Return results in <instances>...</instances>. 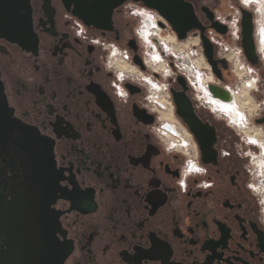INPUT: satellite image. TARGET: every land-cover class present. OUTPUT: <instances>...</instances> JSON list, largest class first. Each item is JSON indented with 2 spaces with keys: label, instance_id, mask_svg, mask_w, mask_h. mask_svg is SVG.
<instances>
[{
  "label": "flooded vegetation",
  "instance_id": "1",
  "mask_svg": "<svg viewBox=\"0 0 264 264\" xmlns=\"http://www.w3.org/2000/svg\"><path fill=\"white\" fill-rule=\"evenodd\" d=\"M161 1L162 8L194 18L216 60H224L218 44L231 40L233 30L242 44L243 11L255 2ZM93 8L92 0H0V84L12 113L10 123L0 122V264H264V225L247 188L246 163L220 156L232 143L231 132L221 135L225 123L197 102L183 76L170 78V94L182 91V77L197 117L214 127L217 163L203 160L175 110L194 150L174 151L146 107L145 88L117 84L105 64L116 46L150 73L138 35L140 11L157 15L178 43L194 40L205 57L201 32L179 40L169 22L140 1L112 8L108 19L103 12L95 17ZM235 8L240 15L232 22ZM225 63L218 64L222 80L208 65L222 87L228 86ZM244 84L236 94L226 90L232 109L207 102L236 114L247 95L254 113L256 86Z\"/></svg>",
  "mask_w": 264,
  "mask_h": 264
},
{
  "label": "built area",
  "instance_id": "2",
  "mask_svg": "<svg viewBox=\"0 0 264 264\" xmlns=\"http://www.w3.org/2000/svg\"><path fill=\"white\" fill-rule=\"evenodd\" d=\"M140 12L142 21L138 35L143 45L144 65L150 69V73L144 74L139 67L133 64L131 54L116 46H111L108 49L105 60L107 68L114 74L117 84L130 83L145 88L146 107L150 113L158 117L160 137L166 139L172 149L178 152H190L194 150V144L191 145L185 130L176 121V123L173 121L176 118L169 80L181 75L188 84H191L193 77L198 78L197 86L194 84L192 87L190 86L192 94L201 106L207 108L218 120L223 121L231 132L232 143L221 149L220 156L228 159L234 155L246 161V170L249 175L247 188L257 200L260 220L264 225V123L261 125L256 123V120L264 115V101L260 103L263 105L260 106L262 115L260 117L255 112L250 113L249 109L242 108H236V114L217 111L212 107V103L207 102L206 98H212L227 106L229 103L215 97L210 92V86L219 88L222 86L212 74L198 44L190 38L183 43H178L174 37L165 34V31L159 26L157 15L148 11ZM254 37L257 47L256 32ZM230 42L218 44L220 57L232 66L231 71L242 87L243 77L240 76V72H244L241 71L244 65H241V62L245 57L238 30H233ZM156 57L160 59L159 63L152 61ZM162 66H165L166 69L163 70ZM238 88L234 87L232 90L229 85L222 87L223 90H228L231 94H236ZM119 90H121L120 87ZM194 164V160L190 162L189 171L190 169L194 170ZM195 169L199 170L198 167Z\"/></svg>",
  "mask_w": 264,
  "mask_h": 264
},
{
  "label": "water",
  "instance_id": "3",
  "mask_svg": "<svg viewBox=\"0 0 264 264\" xmlns=\"http://www.w3.org/2000/svg\"><path fill=\"white\" fill-rule=\"evenodd\" d=\"M127 0H92V6L94 7L95 17H99V12L104 13V18H109V13L112 8L122 4ZM142 2L146 7L156 10L162 17H164L171 25L173 31L177 34L179 40H185L187 33L193 30H199L201 32V42L204 50L205 59L208 65L211 67L213 74L218 80H222L220 70L218 69V64H222L226 67L224 60H216L214 58L213 46L208 41V39L203 34V28L195 23H191L194 19L191 15L187 13H182L179 11L166 10L161 7L162 1L158 0V5H151L147 3L146 0H134ZM193 22V20H192ZM88 26H93L99 30H108V26L100 25L96 22L87 23ZM214 27L218 33L224 34L223 30H220L217 26ZM242 27V49L245 59L250 64H256L258 61L256 44L253 39V27L251 23V16L248 12L243 11V19L241 21ZM131 48V47H129ZM135 64L139 65L142 69V63L138 56L134 57ZM177 83L180 85L182 91L176 92L174 89L171 90L172 99L175 107L176 116L186 125L188 131L192 134L194 140L196 141L199 151L205 162H209L213 165L217 163V151L214 149V144L216 142V134L214 127L210 126L208 123H202L197 117L190 98L187 95V86L185 80L182 77L177 78ZM128 90H132L131 85L126 86ZM210 92L217 98L227 101L230 99L229 94L216 86L209 87ZM227 97V98H226ZM11 111L8 109L3 95L2 86L0 84V122L11 120ZM12 122V121H11ZM256 123L261 125L264 123V115L262 118L256 120ZM22 131H28L24 127H18ZM209 157L210 160H205V157Z\"/></svg>",
  "mask_w": 264,
  "mask_h": 264
},
{
  "label": "rangeland",
  "instance_id": "4",
  "mask_svg": "<svg viewBox=\"0 0 264 264\" xmlns=\"http://www.w3.org/2000/svg\"><path fill=\"white\" fill-rule=\"evenodd\" d=\"M234 3L235 4H238L236 0H234ZM247 10L249 13H252L251 11H253V19L254 21H257L258 20V17L255 15L254 12H256L255 8H251V9H245ZM233 12V11H232ZM233 20L232 22H235L238 18H239V15L240 13L236 10L235 8V11L233 12ZM230 38V37H229ZM227 42L228 43H231L230 42V39H227ZM257 56H258V61L256 64H250L245 58H244V61L241 62V65H244V68H245V72L246 74L243 75L242 77V82H245V86H250L249 88H252L254 86V89H255V86H256V90L255 92L252 90L253 92L250 93V95L253 97V101L255 103V108H256V111L255 113L260 117L261 115V109H260V103L262 101H264V57H260L259 54L257 53ZM229 65V63H228ZM162 69L165 70V66H162ZM229 73L227 74L226 76V79H225V82H224V85H229L231 86V89L233 90L234 87H241V85L238 84L237 82V79L235 78L234 74L232 73V66L229 65ZM253 82H256V85H253L254 83ZM250 83V84H249ZM244 98V102L247 104V103H252L250 97H248L247 95H244V97H242V99ZM245 108L246 109H249V112H252L250 110V107L245 105ZM253 115V114H252ZM254 116V115H253ZM262 116V115H261ZM261 118V117H260ZM259 119V118H258ZM174 123H176L175 121L176 120H173ZM222 126V125H221ZM221 135L225 138L226 136H229L230 135V131L227 130L225 127H222L221 128ZM232 136V135H231ZM189 138V137H188ZM190 142V141H189ZM240 162H244L246 163L245 160H242Z\"/></svg>",
  "mask_w": 264,
  "mask_h": 264
},
{
  "label": "bare ground",
  "instance_id": "5",
  "mask_svg": "<svg viewBox=\"0 0 264 264\" xmlns=\"http://www.w3.org/2000/svg\"><path fill=\"white\" fill-rule=\"evenodd\" d=\"M240 1L242 3H244V0H240ZM251 1H255V2H252L250 5H248V7L249 8H255V10H256L255 15L258 17V20L255 21V32L257 34V40H256V42H257V53L259 54L260 57H263L264 56L263 55L264 54V0H248V2H251ZM261 48H262V50H261ZM241 71L245 72V68H243V70H241ZM245 74H246V72H245ZM243 83H245V82H243ZM192 84H194V85L196 84L194 77L192 78L190 85L192 86ZM254 85H255V82H254ZM229 96H230V99H228L227 101L231 102L232 101L231 95L229 94ZM237 99L239 100V97ZM239 102H240V106L242 109H246L245 105L249 106L251 109L250 103L246 104L244 101L242 102V99H240ZM228 108L232 109L230 106H228Z\"/></svg>",
  "mask_w": 264,
  "mask_h": 264
}]
</instances>
